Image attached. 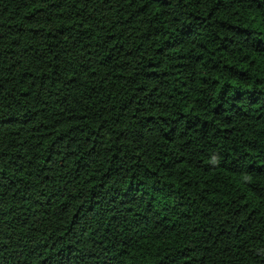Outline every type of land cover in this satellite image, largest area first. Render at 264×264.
Segmentation results:
<instances>
[{
  "label": "trees",
  "instance_id": "obj_1",
  "mask_svg": "<svg viewBox=\"0 0 264 264\" xmlns=\"http://www.w3.org/2000/svg\"><path fill=\"white\" fill-rule=\"evenodd\" d=\"M0 264H264V0H0Z\"/></svg>",
  "mask_w": 264,
  "mask_h": 264
}]
</instances>
